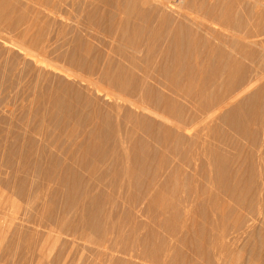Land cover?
Instances as JSON below:
<instances>
[{"label": "rangeland", "instance_id": "rangeland-1", "mask_svg": "<svg viewBox=\"0 0 264 264\" xmlns=\"http://www.w3.org/2000/svg\"><path fill=\"white\" fill-rule=\"evenodd\" d=\"M129 1H132L133 3V0H129ZM230 1L231 0H172L168 2L167 0H163V2H159L157 0H148V3H146L147 7L145 6L146 8L150 10L153 7L156 10L157 16H161L162 14L165 16L166 15L168 16V17L166 16L167 17L166 19L167 21L165 22L166 24L164 23V25H167V26H163L162 29H160L162 31H159L157 33L158 35L156 34L157 35L156 37H151V39L152 38H154V40L157 39L156 40L157 42H156L154 40H151L150 36H147L148 34L147 35L146 34L143 35L141 33L132 34L131 32L132 27L135 28L134 25L138 23L143 24L142 23L143 19L139 18L138 20H136V18L135 19L131 18L133 19L132 20L133 22H132L131 19L126 20L124 18L126 20L125 22V20L123 19V14L118 9L122 7L121 4L123 5L125 0H113V1L111 0L109 2H105L104 0L103 1L102 0H10V1L0 0V4L6 5V11H5L6 19L8 15H10V18L8 17L9 19L7 22H5L6 21L5 19L0 18L2 19L0 20V29H1L0 31L3 30L2 31L3 33L0 32V53H1L0 56L2 55L3 57H5L4 60L5 61L7 60V62L11 61L10 64L12 62L17 63L21 59L23 60V62L20 61L19 66L24 67V68L26 67L25 69L22 68L26 74L25 75L26 77L24 76L23 82L21 81L22 82L21 84L18 83L19 85L16 83L17 84L16 88H13L14 86L8 87L9 89L10 88L12 89V92H11V89L8 90L7 87L5 86L4 87L6 89H2L4 88L3 85H2V88L0 86V90L1 91L3 90V92H0V98H1L0 99V123H2V125L5 123L2 128H1L2 125L0 126V143H1L0 144V150H1L0 159L2 160L0 164L3 163L5 160L3 157L5 158L7 157V151L5 150L9 149L8 152H10L15 147H17L15 149L17 150L19 149L20 151L22 148L24 152V150H26V147L28 148V146L26 145L28 143L26 141L23 143L22 141L26 139V138L24 139V137H26V134L24 133L25 135L22 136L20 135L21 133L18 135V133L16 132H19V130L21 132L22 130H24V128L27 129V126L24 123L26 121H27L26 123H29V122L31 123V121L33 120L31 118V115L35 114L34 112L39 108L42 102L41 99L40 100L36 99V101H33L32 97L31 98L29 97L32 95V94L29 95L31 90H34V87L32 89L31 87L35 85L36 83L35 81L37 80L36 78L39 79L37 80V85L40 84L41 89H45L50 84L54 88L62 90L61 100L63 99L65 100L68 98L69 100L76 103V107L81 105L80 106L81 108L78 107V109L79 108L81 109V110L80 109L78 110L79 113H77L73 118L68 119L69 123L72 122L71 123L72 126L73 125L76 126L77 124V126L78 125L82 126V128L85 127L87 130L86 132L89 131V133L90 132L92 133L93 131L92 128L95 125L96 127H94V129L96 130H94L93 132L97 133L96 141L100 140V137H103L106 134L113 132L112 135L110 134L111 135V137H109L110 139L108 138L110 140V141L108 140V145L110 146H113L115 144L114 143L115 139H117L116 141L117 143L120 141L121 137H124L123 138L124 140L121 139L122 140L121 144H119L120 143L119 142L117 143V148L114 147L116 149H119L117 152L118 156L120 155L122 156L120 157L116 156L113 160V156H115V154L111 155L112 153V147H111V153H110L111 159L109 158L108 161L106 162L101 161V160H99L98 162V159L96 160L99 164H101V166L98 165L96 161H94L96 157H94L95 158L94 159L93 154L90 153L89 150H86L85 148H81L85 150L83 153V151L79 148L80 152L82 151L81 153H79V151L77 150L78 148H77L76 151L78 152H76V154H77L78 159L80 160V163L79 161L76 162L78 159L74 162L75 167L73 166L74 167L73 169L75 168L77 169L73 171L75 173L77 170V173H75V176L72 173V175L68 177L69 182L67 181L68 183L66 184L69 187L67 188V190L69 189V191H67L68 194H65L66 192L65 193L62 192V194H64L63 196L61 193L60 194L58 193V195H56L55 193V195H51L54 197L52 198L49 195L50 194L49 192L51 193L54 192L53 188L54 189L56 188L54 187L55 186L54 184L56 182L53 181L51 182V184L49 183L50 186L48 185L47 182L46 184H44L45 186L47 185V187L52 186V189L48 188L51 191L48 190L45 186L42 187L43 185L42 182L44 181L42 180L38 171L32 174V178H31L30 173H28L30 175L28 177L29 179L27 178V175H26V179L28 180L27 187L30 186V189H32L33 191L34 190L36 191L33 192L32 190L28 188L27 189L28 192L31 193V195L32 194L34 195L31 196L30 194L27 193L24 195V197L26 195L28 197L26 196L24 199L21 197L23 195L21 194L18 195L15 181H13L14 183H12L11 187L9 186L7 187L8 189L5 188V186H3V183L2 184L0 183V264H7V263L8 264H23V263L28 264L26 262H28L29 259H30V262H32L29 264H56V259L59 260L57 261V264H191V263L193 264H216V263L217 264H220V263L221 264H234V261L237 258L247 255L246 251L241 249L243 247V244L248 240V238H246L247 235L245 234L243 236H240L235 241L234 240L235 233L233 232V229L231 228H228L227 231L231 229L233 233L232 232L230 233L231 231L230 230L228 233L230 236L227 235L228 238L226 237L223 240L224 247H225L223 252L222 250L220 251L221 248L218 245L217 247H219L220 249L215 246L216 245L215 243H218V241L216 240L219 238L218 240L220 241L221 239V237H218L220 236L219 235L221 233L220 231L221 230L223 231V229H220L223 226L222 221H221V214H220L221 213L220 208H222L223 206L222 204H224L223 206L224 209L230 206L231 207L233 206L235 207V212L240 213L242 217H244V215L245 217L249 216L247 215L248 212L244 208L243 210L242 207H239L237 205L235 206L233 200L229 196L222 194V193L217 196V194H215L213 191L215 188L214 187L215 182L211 181L213 179L210 180L211 178L210 175H212L210 169H212L211 167H212L213 161L210 162V160H213L214 156L212 157L213 154L211 155L209 151L208 152L210 153V155L209 154L207 155L208 152L206 149L208 148V146L210 147L211 145L213 146L214 143H217V144H220V143H218L217 141L215 142L213 137L212 138L209 137L208 134L205 135L204 133H202L203 135L201 134L200 136L199 135L195 136L194 130H191L189 133V131L185 129H182V128L176 129L175 127H173L174 133L171 137L172 139L169 141V145L167 146V148L165 146L163 147V145L160 144V141L161 139H163L165 135V129L167 128V126H170L172 124L169 122V120H166L160 115H157L154 112H152L154 111V109H152V103H157L158 105H161V104H164V100H166V98L167 99L171 98L172 99V100L170 99L171 101L178 100L177 102L179 103L178 107H175L174 109L175 115L185 117V115L191 116V114H193L192 106H191L192 102L190 103L189 102L190 100L188 99L189 100L188 101L183 96L176 95V93L170 90L168 87L171 86L174 82L175 83L178 82L176 86L175 84H173V86L175 88L178 87L177 89H179V91H181L182 94L183 93L185 94V92L186 94L187 92H192L194 96L198 94L199 90L197 89L200 88L199 86L201 85L199 84L201 80L200 76L202 74L201 69L202 71H204L205 66L203 67V64L206 61L205 58H207L206 51L204 49H207V39L210 38V36L208 35H211L216 30L215 28L218 29V27L220 26L219 21L221 17H223L224 11L228 8L227 6H229ZM232 1L240 3L239 7L236 8L237 11L235 12V16H236L235 18H237L238 20H243L247 22L250 20V17L252 13L254 12L251 11V13L248 14V12H246L245 10V8H247L246 6L248 7L250 6L251 9L254 11L257 8L258 3L264 2V0H232ZM227 3L228 5H226ZM8 5H9V8L7 7ZM212 5H213V8H212ZM12 8H13V11H12ZM208 8L212 10L209 11ZM205 9L207 11H205ZM218 12H220V14ZM5 15L3 18H5ZM212 16L214 19L212 18ZM15 17L16 18L18 17V18L16 19ZM207 18H210V19H207ZM18 19L20 21H17ZM211 19H213L214 21V22H211L212 25L209 24L210 21H212ZM11 20L13 22L12 25L17 21L16 24H14V26H11V22L9 23V21ZM203 20L205 22H203ZM216 21L218 22V24ZM122 22H125L126 25ZM127 23L129 24L130 27H127ZM5 24H6V27H5ZM8 24H10V26ZM122 24L125 25V27L127 28V31L129 28L130 33H128V35L131 38L134 37L136 41L135 51L129 48L131 47L129 46V44L127 45L125 43L123 45V42H124L123 40H126V39H125V35H123L120 31V28L122 26H123L122 27L123 29L125 28L124 25ZM215 24H217L216 25L217 27L215 26ZM202 25H205V26H202ZM206 25L207 26L209 25L208 26L209 29H207ZM176 26L180 28V35L178 37V40L181 39V41L183 42L182 43L179 40L178 47H176L177 46L175 45L176 43L174 44L175 36L172 35L173 34L172 29H174ZM26 28L28 29L26 30ZM163 29L165 30V32ZM168 29L169 30L171 29V30L169 31ZM210 29H213V30H210ZM111 30H113V32ZM167 30L171 33V34L169 33L171 37L168 36ZM226 33L230 34V32H226ZM121 35L123 36L124 39L121 38ZM200 35L202 37H200ZM158 36H159V39H158ZM199 37H200V41H202L203 39V42L200 43ZM195 38H198V39H195ZM139 39H142L141 41H143L144 39V41L141 42L142 46H141V43L139 42L140 41ZM149 39L151 41H148ZM42 40H44L43 41L44 44L42 43ZM28 41H30L31 43L29 42L28 44ZM33 42H35V44ZM180 42L182 44H180ZM192 42L196 44V48H195L196 51L194 50V52L193 50H190L187 47V44L188 45L189 43L192 44ZM137 43L140 45H137ZM167 43L169 45L170 43H172L170 45V47L172 48H169V45H167ZM16 44H19V45L23 44L24 46H27V48L29 49L31 48V51L35 53V57L37 58L33 59L31 57L25 56L23 54V51H21L18 48V46H16ZM185 44L186 46L184 48ZM118 45L124 46L125 53L129 51V54L127 53V55H131L132 53L130 52L132 51L134 53L133 55H136L135 59L137 58L138 60L136 62L140 64V66H143L144 62L146 63L148 60H151L153 58L152 56L155 53V56H154L155 59H153L154 61L153 62L152 60L148 61V64L144 65V66L147 65L149 69H151V72L154 73L153 77L144 78L145 79L144 80L141 78L142 77L141 75H143V73L137 70V73H136L137 77H135L134 81H132L133 82L132 84L138 90V96L140 94L145 96V99L147 100V102L144 100L143 103L149 105L151 107V111L141 107L140 105L141 102H139V104H136V103L128 101L126 98H123L120 95H117L116 92L118 93L117 91L118 89H116V87L111 86L106 81L104 82L103 80L100 79L99 77L100 69L102 70V67L105 68V65L106 64L108 65L110 61L113 62L112 63L113 65H117V63L120 61H122L123 64L125 63V66L129 65V63L126 60L125 61L122 60V58L116 53L117 49L119 48ZM147 45H148V48L145 47ZM151 45H152V48H154L153 50L149 49L151 48L149 47ZM173 47H174L175 54H173V50H172ZM137 49H138V53H136ZM146 49L148 52H146ZM185 49L187 50L186 52L184 51ZM167 50L168 51L171 50V51L168 52ZM188 50H189V53H188ZM182 51L185 54H183ZM176 52H177V55H176ZM151 53H153V55ZM179 53L181 56H179ZM36 54H38V56H36ZM188 54H191V55H188ZM169 55H170V58L173 60L175 59L178 60V58L180 57L181 58L187 57V61L190 62V64L188 65L189 69L185 65L182 64L183 67L182 65L178 66L181 68H177L179 71L176 72L177 70L175 68V65H173L172 63L173 60L169 58ZM172 55L174 56L175 59L173 58ZM20 56H22L23 59ZM77 56L78 58H76ZM79 56L80 57L83 56V58L80 59ZM149 56H151L152 58ZM156 56H158L157 59H156ZM3 57L1 58L3 59ZM38 57L40 58L41 61L38 60L39 59ZM145 57H147L148 59ZM165 57L167 60L163 59ZM75 58H76V61H78L79 59V61L88 63V64L90 63L93 64V62L96 63L97 61L98 64L97 63L96 64L98 65L97 66L98 69L96 68L97 70H95V72H91L89 69L77 64L74 61ZM193 59L197 61L199 60L198 64ZM25 60L27 61L26 63H24ZM155 60H156V63H155ZM202 60L204 61V63ZM165 61H167L165 65L164 64L162 65V63ZM168 62H171L172 64L171 63L168 64ZM151 64L153 66H151ZM200 64H201L200 66L201 68L199 67ZM154 66H156V68L160 66L161 71L165 70L164 73H167L166 71H168V74H164L163 72L160 71V69L157 68L160 71L159 72L158 70L153 68ZM164 66L169 67V69L168 68L166 69V67ZM170 66L172 67L173 71L172 70L169 71L171 69ZM182 68L183 70L181 72ZM184 69H187L189 76L186 70ZM177 73L179 74V76L181 74V77H177L178 76ZM39 74H40V77H39ZM192 74H193V77H192ZM155 75L157 78L154 77ZM163 75L164 76L166 75L167 77L166 76L164 77ZM5 77H7V79ZM168 77H169V82L172 81V84L168 83ZM171 77L172 78L174 77L177 82L174 80V78L170 79ZM183 77L185 79L187 78L189 79L184 80ZM198 77H199V80H198ZM4 78L8 81V79L11 80L13 76L6 74ZM163 79L164 81L167 79L166 82H164ZM179 79L180 80L183 79V80L179 81ZM262 82H264V79H261L260 81H256L253 84V88L254 87L256 88L257 85L259 86V84H261ZM7 90L10 91L11 94ZM29 99H31V102L32 101L34 102L32 103V106H29L31 105V103H29L30 101ZM116 102H117V105H116ZM92 106L95 107L97 110L99 109V113L96 118L97 125L95 123L93 125L88 122L90 120L89 118L93 115L92 110H96ZM226 107L227 106L221 107L220 109L221 111L219 110L221 114L219 112L218 113L222 115V113L226 110ZM222 108L224 109L222 110ZM27 112H32V113H29L28 116L30 117L27 116V118H25L24 114H27ZM159 113L162 114V112H159ZM44 114H42L41 116L43 120H45L46 118L44 117L47 116V113L45 115ZM219 114L217 115V117H215V119H213V121L207 124L208 126L209 125L211 126V127H208L209 129H211L214 124L215 125L218 123L223 124V122L219 118L220 116ZM53 115L54 117L49 119V121L47 117V122L49 123L48 128L51 132V135L58 134L57 125L59 121H61L60 119H62V112L57 108L55 109V113ZM23 118L26 119L25 122H23ZM169 118L170 119L173 118L172 115ZM27 119L31 121H28ZM3 120L4 122H2ZM190 125H192L191 122H190ZM18 126L23 127V129L21 130L20 129L21 127L19 128ZM17 127L19 130L17 129ZM90 127H91V131L89 130ZM13 131L15 133H13ZM204 131L206 133V129ZM5 135L7 136V138ZM15 135L20 136V138L19 137L17 138H19L20 141H22V143L19 141V139L15 138ZM85 135L78 134V137L80 140H85V141L90 142L92 138L90 140V138L87 137L89 134L86 136ZM262 135L263 134L259 135V139L261 140L264 137V135L263 136ZM33 136H35V139L37 138L36 140L34 139L35 141H38L42 138L40 134L37 136L36 134L35 135L33 134ZM69 136H70V133H67V135L62 134L61 140L63 143H61V145L63 146L67 145V143L69 142ZM112 136L113 137L116 136V137L113 139ZM118 136H119V139H118ZM178 136H183V138L184 137L185 138L181 139L179 137L178 139L177 138ZM205 138L207 139V141ZM93 139H95V137H93ZM9 141L11 142L14 141L15 146H12L14 145L13 142H12L13 144L10 145ZM241 141H242V144L246 143V140L244 139ZM7 142L11 146V147L9 146L10 148L6 146L8 145ZM39 142H36L37 145L36 143L34 144L37 146V148L39 147L38 145L41 143ZM123 142L125 143V145L123 144ZM5 143L6 145L3 146ZM33 146L31 147L29 145L30 148H33ZM223 146L226 148L225 145ZM50 147L51 148L48 151H52L53 155L56 156L57 158L55 157L56 160H54L53 155H52V158L50 157L52 153L47 152L46 157H43L45 159H42L43 160L42 167L48 165L49 163L57 162L58 160H60L59 159L60 156L62 157L61 159L64 158L63 160H61L62 162L64 160L67 161L68 158L66 157V155L63 154L64 151H62L61 148H56L54 146H50ZM37 148L32 149V150L35 149V152H36V153L34 152L35 155L40 154V150L39 152H37L38 151ZM203 149L206 152H204ZM227 149H228V146H227ZM230 151L231 152L233 151L232 153H234L235 149L233 150L230 149ZM122 152L124 155L122 154ZM198 152H201V153H198ZM2 153H4L5 156H3L4 154ZM16 154L12 155L13 163L15 161L14 158L17 157L18 155ZM201 154L203 155L201 156ZM89 156L91 158H89ZM182 156L183 157L185 156V157L183 158ZM79 157H81V159ZM204 157H207V159ZM83 158L87 159L86 163L87 162L90 163L92 161V163L94 162L95 165L97 164L100 167V169H98L99 167H97L96 169L97 174L94 173L93 174L94 176H91V174L89 175L88 170L86 171V169L87 168L90 169L89 167L92 165V163L89 164L90 166L87 165L88 167L83 166L82 161H81ZM208 158H210L209 161H208ZM193 160H194V163H193ZM17 161L19 162L18 157L16 159V163ZM188 161H191V162H188ZM207 162H209V164L211 163L210 169L208 167L209 164H206ZM75 163H78L79 165L81 164L82 168L81 166H78ZM105 163L108 165L106 166ZM205 164L207 165L209 170H206L207 167L206 169L204 168L206 166ZM13 165L11 166L10 164L9 167L6 165L4 166H6L5 168L7 169L12 168V167L15 168L16 164L14 163ZM195 165L196 167H194ZM203 165L205 166L203 167ZM13 168L9 169V171H13L16 169V168L15 169ZM203 168L207 172L209 171V173L211 174L207 173L208 176L205 177L204 174L206 173V171L204 173V171H202ZM1 169L2 167L0 168V173H2L0 174L1 176L0 179L3 178L2 177L3 175L6 176L5 173L7 171V170L5 171L4 167H3L4 171L3 169L2 170ZM97 170H99L101 173L103 171H108L106 172L108 176H104L105 178L98 177L100 172L99 171L97 172ZM201 173H203L204 176ZM88 176L91 178H89ZM24 177L25 176H23V178ZM208 177L210 178L205 180V178H208ZM100 178H102V180ZM33 179H34V182H32ZM18 180H16V183ZM95 184H96V187H94ZM31 185L32 186L37 185V189H35L36 188L35 186L31 187ZM90 186L91 188L93 186V189H91L89 193L88 191L90 190ZM14 187H16V190L12 189ZM39 187H42L43 189L39 190ZM44 187L46 188L45 191L47 190L49 192L43 191ZM63 187H65L66 189L67 186L65 185ZM63 187H62V190L64 189ZM203 189L205 191H203ZM12 190H14L13 194L11 192ZM37 190H38V193H37ZM60 191H61V187H60ZM208 191L210 193H208ZM69 192L70 193L72 192V193L70 194ZM45 193H47V195H49L50 198ZM1 195H3L4 197ZM29 195H30V198H29ZM90 195L91 196L93 195V199L92 197L91 199L93 200V203H94L91 207L92 212L94 213L93 214L94 222L92 223L95 225V227L96 225L98 227L93 229L94 227L92 224V227H93V228L91 227L92 229H90V226H87V228L89 227V229L86 228V230L85 228L84 229L82 228L83 229L82 232L84 231L83 232L84 234L82 233L83 235V238H82V236H79L77 233H79V230H81L80 221H82L81 217L86 209L84 211L82 210L83 213H81L82 211L80 208L84 209V207H82V204L90 200ZM82 196L83 198H80ZM48 198L50 200H48ZM46 199L51 205L53 201L56 203V205H53L54 206L53 210H51L52 207L50 209L49 204L47 205L48 202L44 203L47 201ZM70 199L74 200L75 202L71 201ZM77 201L79 202V204H77L78 203ZM59 203L60 205L63 204L62 207L64 208H62L59 205ZM71 203L74 205V207L71 205ZM57 204L59 205V207H56ZM255 204H256L255 205V210H256L259 203L256 202ZM76 205H78L80 210L77 211L78 207H76ZM44 207L49 208V210L44 211L43 210L45 209ZM71 207L74 209H72ZM55 208H56V212H55ZM59 208H60V211L57 210ZM66 208H69V209L67 210ZM39 211L41 214L43 213L41 217L42 222L44 220L43 217L45 218L46 216L45 220H47L46 222L48 223V224L44 223L46 226H41L39 224H36L35 222L36 221L35 219H38V217L40 216ZM60 212L64 214L62 215ZM256 212L257 211H255L254 213ZM44 213L46 215H44ZM50 214H53L55 216L57 214L59 215V217L61 214L62 222L65 218L64 221H66V224H69L71 222L77 225L78 223V225L75 227L77 228L79 227L80 229L78 231L75 230V232L72 231L71 235L69 234L70 232L60 233L59 230L55 226L54 228L53 225H49L48 221H49ZM37 215L39 216L36 217ZM73 215L76 217H74ZM79 215L81 217H79ZM225 215H227L226 219L228 220L227 222H229V219L231 220L230 218L231 213L229 211L227 212V209H226ZM27 216L28 218H26ZM30 216L34 218V219L32 218V221L30 218L31 223H29V220H28ZM261 217H262V214H259V215L256 214L255 218L257 219H255L254 222H255V226L260 228L261 232H264V228L260 225L262 224V221L259 222V220H262ZM41 218L39 217V219ZM24 220L25 221L28 220V221L25 222ZM32 222L36 225H34ZM18 223L20 224L22 223L21 226L23 225L27 227L25 228L22 226L21 227L23 229L22 230L20 229L19 227L20 224L18 225ZM248 223L249 225L254 224L253 221L252 222L248 221ZM176 224L177 226H175ZM226 224H229V223H226ZM209 225L210 227L212 226L211 230H210ZM227 226L229 227V225H226V227ZM224 227L225 225L223 226V228ZM14 228L18 229V231L17 230L15 231ZM244 228L245 226L242 227V229ZM23 231H24V234H22ZM209 231L210 232L213 231L212 234ZM18 232L21 234L20 239L23 238L21 239L22 242L19 240ZM262 234L264 236V233ZM216 235L218 238L216 237ZM15 238H16V241H14ZM225 239H226V242H225ZM12 240L16 243V245H14ZM17 241L21 242V243L18 242L20 245L17 244ZM92 241H96L97 243H94V242L92 243ZM214 241H215L214 243L215 245L213 244ZM32 242L33 244L35 243L37 244L36 250H35L36 252L33 251L34 253H32V250L34 248L30 250L29 252L31 253V255L33 254V257L30 254H26V256L28 255V257L31 256V258L28 259V257L25 258V255L23 256V254L28 252L29 249L27 247L29 246L30 243L32 244ZM98 243L100 244V246ZM212 244L214 245L215 248L213 247ZM14 246H16L17 248L16 247L14 248ZM22 246L23 248L24 247L25 248L24 249L21 248L22 249L21 250L20 247ZM21 251L23 252V254L20 255ZM207 252L210 255H208ZM211 254H213L215 257ZM34 255H38V258L34 259L37 257V256L35 257ZM218 257L220 258L218 259ZM25 259H28V260L24 261ZM256 259L253 260V263L250 262V264H264V260L259 261L257 259L258 260V263H257V261H255ZM215 261L217 262L215 263Z\"/></svg>", "mask_w": 264, "mask_h": 264}, {"label": "bare ground", "instance_id": "bare-ground-1", "mask_svg": "<svg viewBox=\"0 0 264 264\" xmlns=\"http://www.w3.org/2000/svg\"><path fill=\"white\" fill-rule=\"evenodd\" d=\"M8 1H10V0H8ZM103 1V0H102ZM105 2H109V1H111V0H104ZM113 1V0H112ZM139 1V0H138ZM137 0H133V3H132V1H129L128 0V2H127V0H125V2L123 3V5L121 4V6L122 7H120V8H118L119 10H120V12L123 14V19L125 18L126 20H129V19H131V18H133V19H135L136 18V20H138L139 18H142L143 19V24H136V25H134V27L135 28H133L132 27V34L133 33H135V34H148L147 36H150V39H151V37H156L158 34V32L159 31H162V30H160V29H162V27L163 26H167V25H164V23L167 21L166 19H167V17L165 16V15H161V16H157L156 15V10L152 7V9H148V8H146L147 6H146V3H148V0H140L139 2H138ZM157 1H159V2H163V0H157ZM168 2L169 1H172V0H167ZM4 2H6V1H4ZM19 2V1H18ZM115 2H117V1H115ZM127 2V3H126ZM131 2V3H130ZM119 4V3H118ZM163 4H165V3H163ZM117 5V4H116ZM226 5H228V3L226 4ZM239 5H240V3L239 2H234V1H230L229 2V6H227L228 8L224 11V15H223V17H221V19H220V21H219V27H218V29L217 28H215L216 30L211 34V35H208V36H210V38H208L207 39V49H204L205 51H206V56H207V58H205L206 59V61H205V63H204V61H203V67L205 66V69H204V71H202V69H201V72H202V74H201V72H200V74H201V76H200V78H201V80H200V83L199 84H201L199 87L200 88H198V86H197V90H199V92H198V94L196 95V96H194V94H192V92H187V94H186V92H185V94L183 93L182 94V92L181 91H179V89H177V88H175L174 86H173V84H175V86H176V84L178 83L176 80H175V76L173 77L174 78V80L177 82V83H173L172 84V81L171 82H169V77H168V83H170V84H172L171 86H167L170 90H172L173 92H175L176 93V95H178V96H183V97H185L190 103L192 102V111H193V114H191V116H186L185 115V117L184 116H179V115H175V111H174V109H175V107H178V100H176V101H171L172 99L170 98V97H168V98H170V99H167L166 98V100H164V104H161V105H158L157 103H152V109H154V111H152V112H154L155 114H157V115H160L161 117H163V118H165L166 120H169V122L172 124V125H170V126H167V128L165 129V135H164V137H163V139H161V141H160V144L161 145H163V147L165 146L166 148H167V146L169 145V141L172 139L171 137H172V135H173V133H174V129H173V127H175L176 129H179V128H182V129H185V130H187V131H189V133H190V131L191 130H194L195 131V136L196 135H201L202 133H204L205 135H207L208 134V136L209 137H213V139L215 140V142L217 141L218 143H220V144H217V143H214V145L212 146L210 143V145H211V147L210 146H208V148L206 149L207 150V152L209 151L210 153H211V155H212V157L214 156V158H213V160H210V162L211 161H213L212 162V169H210V166H211V163L209 164V162H207L206 164H209V169H210V171H211V173H212V175H210L211 176V178L210 177H208V178H205V180L206 179H209L210 178V180L211 179H213V180H211V181H214L215 182V188H214V193L215 194H217V196L218 195H220L221 193L222 194H225V195H227V196H229L232 200H233V202H234V204H235V206L237 205V206H239V207H242V209L244 208L247 212H248V214L247 215H249L248 217H245V215H244V217H242L241 216V214L240 213H237V212H235V207H228V208H226L227 209V212L229 211L230 213H231V220L229 219V222H227L228 220L226 219L227 217V215H225V212H226V209H224L223 208V206H224V204H222L221 202V204L223 205L222 206V208H220L221 210V221H222V225L224 226L225 225V227L223 228V226H222V228H220V229H223V231L221 230L220 232V236H218V237H221V239H222V241H221V239H220V241L218 240L219 238L217 237V235H216V237L218 238L216 241H218V243H215V241L213 242V244L217 247V245L221 248H219V247H217V248H219L220 249V251L222 250V252H223V250H224V238H226L227 237V235L228 236H230L228 233H229V231L231 230V229H233V232L235 233V241L240 237V236H243V235H247L246 236V238H248V240L243 244V247L241 248L242 250H245L246 251V253H247V255H245V256H242V257H240L239 255V257L240 258H237L235 261H234V264H250V262H252L253 263V260L254 259H258L259 261H262V260H264V236H263V234L262 233H264V232H261V229L260 228H258V227H256L255 226V219H257V218H255V215L256 214H262V217H261V219L262 220H259V222H261L262 221V224H260L263 228H264V137H263V139L261 140V139H259V135H261V134H263L264 135V82H262L261 84H259V83H257V84H259V86L257 85V87L255 88H253V84L256 82V81H260L261 79H264V2H260V3H258L257 4V8L253 11L252 9H251V7L249 6H246L247 8H245V10H246V12H248V14L249 13H251V11L252 12H254V13H252V15H251V17H250V20L247 22V21H243V20H238L237 18H235L236 16H235V12L237 11L236 10V8L237 7H239ZM118 6V5H117ZM146 6V7H145ZM8 8H9V5L7 6ZM13 7V6H12ZM211 7V6H210ZM212 8H213V5H212ZM225 8H226V6H225ZM146 9H148V10H146ZM209 9V8H208ZM212 10V9H211ZM210 9H209V11H211ZM216 10V9H215ZM5 11H6V5L5 4H0V18H2V19H5V20H3V21H5V22H7L8 21V19L10 18V15H8V17H7V19H6V15H5ZM7 11H8V9H7ZM10 11H11V9H10ZM12 11H13V8H12ZM18 11V10H17ZM205 11H207L206 9H205ZM204 11V12H205ZM221 12V11H220ZM220 12H218L219 14H220ZM8 13V12H7ZM10 13V12H9ZM207 13V12H206ZM206 13H205V15H206ZM215 13H216V11H215ZM217 13V14H218ZM223 13V12H222ZM4 15H5V18H3L4 17ZM19 15V14H18ZM119 16V15H118ZM165 16V17H164ZM218 16H220V15H218ZM217 16V17H218ZM14 17V16H13ZM208 17V16H207ZM12 18V17H11ZM16 18V17H15ZM15 18H13V19H15ZM18 18V17H17ZM16 18V19H17ZM23 18V17H22ZM26 18V17H25ZM212 18H213V16H212ZM216 18V17H215ZM2 19H0V20H2ZM12 19V20H13ZM120 19V18H119ZM124 19V20H125ZM133 19H131V21L133 20ZM207 19H210V18H207ZM214 19V18H213ZM213 19H211L212 21H210V23L209 24H211V22H214L213 21ZM218 19V18H217ZM12 20L11 21H9V23L11 22V26H14V24H16V22L17 21H20L19 19L12 25ZM27 20V19H26ZM25 20V21H26ZM126 20H125V22H126ZM14 21V20H13ZM24 21V22H25ZM125 22H122V23H124L125 24ZM133 22V21H132ZM136 22H138V21H136ZM203 22H205L204 20H203ZM208 22V21H207ZM217 22V21H216ZM247 22V23H246ZM19 23V22H18ZM129 23V22H128ZM127 23V27H130L129 26V24ZM135 23V22H134ZM7 24V23H6ZM6 24H5V27H6ZM124 24H122V25H124ZM166 24V23H165ZM204 24V23H203ZM206 24V23H205ZM217 24H218V22H217ZM217 24H215V26L217 25ZM9 26H10V24H8ZM126 25V24H125ZM125 25H124V27H125ZM180 25H182V24H180ZM201 25V24H200ZM212 25V24H211ZM26 26V25H25ZM202 26H205V25H202ZM201 26V27H202ZM209 26V25H208ZM208 26L206 25V27H207V29H209L208 28ZM4 27V26H3ZM2 27V28H3ZM24 27V26H23ZM43 27V26H42ZM123 27V26H122ZM121 27V28H122ZM217 27V26H216ZM120 28V31H121V33L123 34V35H125V39L126 40H123L124 42H123V45L126 43L127 45L129 44V46H131V47H129L130 49H132L133 51H135V46H136V41H135V39H134V35L132 36L133 38H131L129 35H128V33H130L129 32V28H128V31H127V28L125 27L123 30ZM165 28V27H164ZM22 29V28H21ZM25 29V28H24ZM28 28H26V30H27ZM112 29V28H111ZM115 29V28H114ZM204 29H205V27H204ZM1 30V29H0ZM108 30H109V28H108ZM164 30V29H163ZM169 30V29H168ZM167 30V31H168ZM171 30V29H170ZM169 30V31H170ZM183 30H185V29H183ZM210 30H213V29H210ZM3 31V30H2ZM2 31H0L1 33H3ZM17 31H19V30H17ZM24 31V30H23ZM112 32H113V30H111ZM168 31V36H170L171 37V35H169V32ZM16 32V31H15ZM43 32V31H42ZM164 32H165V30H164ZM226 32H230V34L229 33H226ZM7 33V32H6ZM20 33H21V31H20ZM45 33V32H44ZM161 33V32H160ZM172 35H174L175 37H174V44L175 45H177L176 47H178V42H179V40L181 41V39H179L178 40V37H179V35H180V28L178 27V26H176L174 29H172ZM181 33H182V31H181ZM157 34V35H156ZM162 34H163V32H162ZM171 34V33H170ZM185 34V33H184ZM209 34H210V32H209ZM131 35V34H130ZM165 35V34H164ZM163 35V36H164ZM197 35H199V34H197ZM26 36V35H25ZM33 36H34V34H33ZM138 36V35H137ZM186 36V35H185ZM23 37V36H22ZM44 37V36H43ZM120 37V36H119ZM143 37V36H142ZM161 37V36H160ZM167 37V36H166ZM193 37V36H192ZM200 37H202L201 35H200ZM200 37H199V41H200ZM18 38H20V37H18ZM28 38V37H27ZM32 38V37H31ZM121 38L122 39H124L123 38V36L121 35ZM205 38V37H204ZM12 39V38H11ZM15 39V38H14ZM44 39V38H43ZM145 39H146V37H145ZM148 40V41H151V40H154V38H152L151 40ZM156 39V38H155ZM158 39H159V36H158ZM172 39V38H171ZM195 39H198V38H195ZM202 39V38H201ZM19 40H21V39H19ZM29 40H30V38H29ZM140 41V43L141 42H143L144 41V39H143V41H141L142 39H139ZM157 40V39H156ZM156 40H154V41H156ZM173 40V39H172ZM187 40V39H186ZM24 41V40H23ZM43 41L44 40H42V43H43ZM48 41V40H47ZM167 41V40H166ZM194 41V40H193ZM198 41V40H197ZM29 42L30 41H28V44H29ZM37 42V41H36ZM52 42V41H51ZM157 42V41H156ZM170 42H171V40H170ZM182 42V41H181ZM180 42V44H182ZM201 42H203V39H202V41H200V43ZM206 42V41H205ZM15 43V42H14ZM13 43V44H14ZM19 43V42H18ZM31 43V42H30ZM34 44H35V42H33ZM38 43V42H37ZM41 43V42H40ZM150 43V42H149ZM199 43V42H198ZM197 43V44H198ZM20 44V43H19ZM19 44H16V46H18V48L21 50V51H23V54L25 55V56H28V57H31V58H37V57H35V53H33V51H31V48L29 49V48H27V46H24L23 44L22 45H19ZM27 44V43H26ZM44 44V43H43ZM148 44V43H147ZM152 44V43H151ZM172 43H170V45H171ZM15 45V44H14ZM31 45V44H30ZM123 45H121V46H119V48L117 49V54L122 58V60H126L128 63H129V65L128 66H125V63L123 64V62L122 61H120V62H118L117 63V65H113L112 63V61H110L109 63H108V65L106 66L105 65V68H103L102 67V70L100 69V74H99V72H98V74H99V77H100V79L101 80H103L104 82L106 81L109 85H111V86H114V87H116V89H118L117 91H118V93L116 92V94L117 95H120L121 97H123V98H126L128 101H130V102H133V103H136V104H139V102H141V107H143L144 109H147V110H150L151 111V107L149 106V105H147V104H145V103H143V101L145 100L146 102H147V100L145 99V96L144 95H142V94H140L139 96H138V90L134 87V85L132 84L133 82L132 81H134V78L135 77H137L136 76V73H137V70H139L140 72H142L143 73V75H141L142 77V79H144V78H151V77H153V74L154 73H152L151 72V69H149V67L146 65V66H144L145 64H148V61H151L152 60V62L154 61L153 59H155L154 58V56H155V53H154V55H153V53H151L153 56V58L151 57V56H149V57H151L152 59L151 60H148L146 63L144 62V65L143 64H141V65H143V66H140V64H138L136 61H138L137 60V58L135 59V57H136V55H133L134 53L131 51L130 53H132L131 55H127V53L129 54V51L128 52H126L125 53V49H124V46ZM126 45V46H127ZM137 45H140V44H138L137 43ZM149 45V44H148ZM148 45L147 46H145V47H147L148 48ZM154 45V44H153ZM167 45H169L168 43H167ZM170 45H169V48H172V47H170ZM39 46V45H38ZM141 46H142V43H141ZM140 46V47H141ZM174 46V45H173ZM181 46V45H180ZM185 46H186V44L184 45V48H185ZM33 47V46H32ZM40 47V46H39ZM46 47V46H45ZM149 47H151V48H149L150 50L152 49H154V48H152V45L151 46H149ZM175 47V46H174ZM174 47H173V54H175V52H174ZM187 47H188V49H190V50H193V52H194V50L196 51V44L195 43H193L192 42V44H190L189 43V45L187 44ZM206 47V46H205ZM139 48V47H138ZM144 48V47H143ZM168 48V47H167ZM183 48V47H182ZM33 49V48H32ZM115 49V48H114ZM141 49V48H140ZM179 49H180V47H179ZM199 49V48H198ZM166 50V49H165ZM177 50H178V48H177ZM177 50H175V51H177ZM182 50V49H181ZM203 50V49H202ZM155 51V50H154ZM168 51V50H167ZM166 51V52H167ZM171 51V50H170ZM170 51H168V52H170ZM185 52L187 51L186 49L184 50ZM113 52V51H112ZM146 52H148L147 51V49H146ZM156 52V51H155ZM183 52V51H182ZM190 52H192V51H190ZM203 52V51H202ZM136 53H138V49H137V52ZM161 53V52H160ZM188 53H189V50H188ZM196 53V52H195ZM1 54V53H0ZM163 54V53H162ZM161 54V55H162ZM167 54V53H166ZM183 54H185L184 52H183ZM182 54V55H183ZM193 54V53H192ZM147 55V54H146ZM150 55V54H149ZM164 55V54H163ZM171 55V54H170ZM170 55H169V58H170ZM176 55H177V52H176ZM188 55H191V54H188ZM196 55V54H195ZM205 55V54H204ZM36 56H38V54H36ZM173 56V55H172ZM179 56H181L180 55V53H179ZM178 56V57H179ZM186 56V55H185ZM200 56V55H199ZM202 56H203V54H202ZM205 56V57H206ZM1 57H3L2 55L0 56V86H1V88H2V85H3V87L5 86V87H7V89L8 90H10L8 87H11V86H14L13 88H16V86H17V84L19 83V84H21L22 82H23V80H24V76L26 75L25 74V71L22 69V68H24V67H20L19 65H20V61L21 62H23V60H21L20 59V61H18L17 63H11L10 64V62L11 61H9V62H7V60L5 61L4 60V58L5 57H3V59L1 58ZM21 58H22V56H20ZM19 57V58H20ZM157 57L158 56H156V59H157ZM161 57H163V56H161ZM188 57H190V56H188ZM192 57V56H191ZM195 57V56H194ZM197 57V56H196ZM27 58V57H26ZM39 58V57H38ZM76 58H78V56L76 57ZM76 58H75V62L77 63V64H79V65H81V66H83V67H85V68H87V69H89L91 72H95V70H97L98 68H97V61H96V63H94L93 61V64H88V63H84V62H81V61H79V59H78V61H76ZM79 58L81 59V58H83V56H79ZM145 58H147V57H145ZM173 58H174V56H173ZM177 58V57H176ZM181 58V57H180ZM178 58V60H176L175 58V60H173V59H171V60H173V65H175V68H176V72H178L179 70L177 69V68H181V67H178V66H180V65H185L188 69H189V67H188V65L190 64V62L189 61H187V57L186 58ZM202 58V57H201ZM200 58V59H201ZM2 59V60H1ZM23 59V58H22ZM112 59V58H111ZM148 59V58H147ZM163 59H166V57L165 58H163ZM186 60V61H184V60ZM190 59V58H189ZM192 59V58H191ZM195 59V58H194ZM193 59V60H194ZM197 59V58H196ZM199 59V58H198ZM4 60V61H3ZM10 60V59H9ZM31 60V59H30ZM38 60H40V58L38 59ZM146 60V59H145ZM144 60V61H145ZM159 60V59H158ZM161 60H162V58H161ZM167 60V59H166ZM192 60V61H193ZM41 61V60H40ZM84 61V60H83ZM184 61V62H183ZM194 61H196L197 62V64H198V61L197 60H194ZM201 61V62H202ZM27 61L25 60L24 61V63H26ZM29 62V61H28ZM161 62V61H160ZM167 61H165V62H163L162 63V65L164 64L165 65V63H166ZM171 62H168V64L169 63H171ZM30 63V62H29ZM140 63V62H139ZM155 63H156V60H155ZM154 63V64H155ZM171 63V64H172ZM28 64V63H27ZM95 64V65H94ZM157 64H159V63H157ZM161 64V63H160ZM167 64V65H168ZM202 64V63H201ZM201 64L199 65V67L201 66ZM113 65V66H112ZM183 65H182V67H183ZM151 66H153L152 64H151ZM161 66V65H160ZM160 66L159 67H157L158 69H160V71H161V68H160ZM172 66V65H171ZM170 66V67H171ZM193 66V65H192ZM164 67H166V69L168 68L169 69V67H167V66H164ZM173 67V66H172ZM172 67H171V69L169 70V71H173V69H172ZM185 67V68H186ZM195 67V66H194ZM26 68V67H25ZM24 68V69H25ZM97 68V69H96ZM101 68V67H100ZM152 68V67H151ZM153 68H155L156 70H158L157 68H156V66H154ZM174 68V67H173ZM197 68V67H196ZM201 68V67H200ZM209 68V69H208ZM44 69V68H43ZM182 70H183V68L181 69V72H182ZM184 70H186V72H187V69H184ZM33 71V70H32ZM159 71V70H158ZM159 71V72H160ZM189 71V70H188ZM161 72H165V70L164 71H161ZM167 73H164V74H168V71H166ZM180 72V73H181ZM191 72V71H190ZM12 75L13 76V78L10 80V79H8V81L6 80L7 79V77H5L4 78V76L6 75ZM157 73V72H156ZM183 73H185V72H183ZM183 73H182V75H183ZM5 74V75H4ZM33 74V73H32ZM93 74V73H92ZM95 74V73H94ZM159 74V73H158ZM170 74H171V72H170ZM173 74V73H172ZM176 74V73H175ZM178 74V73H177ZM187 74H188V76H189V73L187 72ZM186 74V75H187ZM140 75V74H139ZM186 75H184V76H186ZM164 76V75H163ZM163 76H162V78H163ZM166 76V75H165ZM164 76V77H165ZM171 76V75H170ZM177 76V75H176ZM26 77V76H25ZM36 77H38V76H36ZM39 77H40V74H39ZM154 77H156V75L154 76ZM167 77V76H166ZM177 77H181V74H180V76H179V74H178V76ZM192 77H193V74H192ZM191 77V78H192ZM195 77H197V76H195ZM157 78V77H156ZM172 77L170 78V79H173ZM37 80H39L38 78H36ZM139 79V78H138ZM178 79V78H177ZM183 79L184 80H187V79H189V78H187V79H185L184 77H183ZM183 79H181V80H183ZM195 79V78H194ZM34 80V79H33ZM32 80V81H33ZM37 80L35 81L36 83H35V85L34 86H32L31 87V89L34 87V90H31V92L29 93V95H31V96H29L30 98L32 97V99H33V101H36V99H41L42 100V102H41V104H40V106H39V108L34 112L35 114H33V115H31V118L33 119L32 121L31 120H29V119H27L28 121H31V123L29 122V123H26L27 121H26V119L25 118H27V116L29 115V113H32V112H27V114H24V117L25 118H23V122H25L24 124H26V126H27V129H25L24 128V130H25V132H24V130H22L23 129V127H21V126H18L22 131L20 132V130L18 129V127H17V129L19 130V132H16V133H18V135L20 134V135H25L26 134V137H24V139L25 140H22L23 141V143L26 141L28 144H26L27 146H28V148L26 147V150H24V152H23V149L21 148V150H22V152H21V150L19 151V149L17 150V149H15V148H17V147H15L12 151H10V152H8L9 151V149L8 150H5V151H7V157L5 158V157H3L4 159V165H6V166H10V164H11V166L15 163L16 164V169L15 168H13V169H15V170H13V171H9V169H12V168H9V169H7V168H5L6 166H4L3 165V163H1L0 164V168L2 167V169H3V167H4V169H5V171L7 170V171H9V172H7L6 171V176H2L3 178L2 179H0V183L2 184L3 183V186H5V188H7L8 186L9 187H11V185H12V183H14L13 181H15V184H16V187H17V193H18V195H23V196H21L23 199L27 196H25L24 197V195L25 194H30L31 195V193H29L28 192V188L30 189V186L29 187H27L28 186V180L26 179V175H27V178L30 176L28 173H30L31 174V178H32V174H34L36 171H38L39 172V174H40V176H41V178H42V180L44 181V182H42L43 183V185H42V187L43 186H45L44 184H46V182L48 183V185H49V183L51 184V182H53V181H55L56 183L54 184L55 186L54 187H56L55 189L53 188V190H54V192H49V191H47V192H49L50 194V196L51 195H55V193H56V195H58V193L60 194H62V192L63 193H65V194H68V192L67 191H69V189L67 190V188H69L68 187V185L66 184V183H68L69 181H68V177H70V175H72V173L74 174V176H75V173H77V170H76V172L74 173V171H75V169H77V168H75V169H73L74 167H75V165H74V162L78 159V157H77V154H76V152H78L79 151V153H81L82 151H83V153H84V151L85 150H83V149H81V148H85L86 150H89V152L90 153H92L93 154V158L94 157H96V159L94 160V161H96L97 159H98V162H99V160H101V161H104V162H106V161H108V159L110 158V156L113 154H115V156H113V160H114V158L117 156V157H120V156H122V155H120V156H118V150L119 149H116L117 148V143H119V144H121V139H123L124 137H121L120 138V141L119 142H117L116 143V141H117V139H115V141L113 140L115 137H113V141H114V143L116 144H114L113 146H110V145H108V140L110 139L109 137H111V135H112V133H108V134H106L105 136H103V137H100V140H98V141H96V137H97V133L96 132H93L94 130H96V129H94V127H96L95 125H94V123L97 125V122H96V118H97V116H98V113H99V109L97 110L95 107H93V108H95L96 110H92L93 111V115L88 119L89 121V123L90 124H93L94 126H93V131H92V133L90 132L89 133V131L88 132H86L87 130H86V128L85 127H83L82 128V126H77V124H76V126H72L71 125V123L72 122H68V119H70V118H73L77 113H79L78 112V110L81 108L80 106L81 105H79V106H77L76 107V103H74L73 101H71V100H69L68 98L67 99H63V100H61V98H62V94H61V92H62V90L61 89H57V88H54L52 85H48L45 89H41V87H40V84L39 85H37ZM145 80V79H144ZM167 80V79H166ZM166 80L164 81V79H163V81L164 82H166ZM180 79H179V81H181ZM198 80H199V77H198ZM22 81V82H21ZM139 81V80H138ZM141 81V80H140ZM143 81V80H142ZM194 81V80H193ZM197 81V80H196ZM5 82V83H4ZM188 82V81H187ZM199 82V81H198ZM14 83H15V85H14ZM17 83V84H16ZM135 83V82H134ZM167 83V84H168ZM180 83V82H179ZM18 84V85H19ZM166 84V83H165ZM25 85V84H24ZM173 86V87H172ZM179 86V85H178ZM2 88V89H6V88ZM43 88V87H42ZM67 88H68V86H67ZM182 88V87H181ZM180 88V89H181ZM183 89V88H182ZM212 89V90H211ZM7 90V91H8ZM6 91V90H5ZM183 91V90H182ZM189 91V90H188ZM213 91V92H212ZM0 92H3V90L1 91L0 90ZM8 92H10V91H8ZM11 92H12V89H11ZM11 92H10V94H11ZM4 94V93H3ZM67 94V93H66ZM8 95V94H7ZM28 97V98H29ZM3 98V97H2ZM27 98V99H28ZM66 98V97H65ZM1 99V98H0ZM174 99V98H173ZM30 101H29V103H31V105H29V106H32V103H34L33 101L31 102V99H29ZM3 101V100H2ZM38 101V100H37ZM79 103H80V101H79ZM114 104V103H113ZM116 105H117V102H116ZM116 105H114V106H116ZM118 106H119V104H118ZM224 106H227L226 107V110L222 113V115H220L221 113L219 112V110L221 109V107H224ZM78 107H80L79 109H78ZM96 107H98V106H96ZM59 109L61 112H62V119H60L61 121H59V123H58V125H57V128H58V134H52L51 135V132H50V130H49V128H48V125H49V123L47 122V117H48V121H49V119H51V118H53L54 117V113H55V109ZM83 108V107H82ZM92 108V109H93ZM116 108V107H115ZM118 109V108H117ZM224 108H222V110H223ZM81 110V109H80ZM159 110H161V111H159ZM221 111V110H220ZM159 112H162V114H160ZM220 114H219V113ZM46 114L47 113V116H45L44 118H46L45 120H43V118L41 117L42 116V114ZM220 115L219 116V118L221 119V121L223 122V124L222 123H218V124H214L213 125V127L211 128V129H209L208 127H211L210 125L208 126L207 124L209 123V122H211V121H213V119H215V117H217V115L218 114ZM44 114V115H45ZM92 114V113H91ZM172 115V117L173 118H169L170 116ZM28 117H30V116H28ZM191 117V118H190ZM99 118V117H98ZM25 119V120H24ZM75 120V119H74ZM217 120V119H216ZM220 121V122H221ZM2 122H4V120L2 121ZM77 122V121H76ZM190 122H191V124L192 125H190ZM5 124V123H4ZM4 124L2 125V123H0V126H1V128L4 126ZM79 124V123H78ZM189 124V125H188ZM90 126H92V125H90ZM190 126V127H189ZM6 127V126H5ZM80 127V128H79ZM89 127V126H88ZM13 128V127H12ZM14 129V128H13ZM206 129V133H205V130ZM208 129V130H207ZM90 131H91V127H90V129H89ZM204 131V132H203ZM13 133H15L14 131H13ZM25 133V134H24ZM67 133H70V136H69V142L67 143V145L66 146H63V145H61V143H63L62 142V140H61V136H62V134H65V135H67ZM87 133V134H86ZM3 134H5V133H3ZM2 134V135H3ZM33 134L35 135L36 134V136L37 135H39L40 134V136L42 137H40L39 139L40 140H38V141H35L36 139H35V136H33ZM78 134H86V135H88L87 137H89L90 138V140H91V138H92V140L89 142V141H85V140H80L79 139V137H78ZM85 135V136H86ZM107 135H108V137H107ZM118 135V134H117ZM203 135V134H202ZM262 135V136H263ZM6 136V135H5ZM22 136H21V138H22ZM194 136V137H195ZM17 137H19L20 138V136H17V135H15V138H17ZM34 137V138H33ZM93 137H95V139H93ZM174 137V136H173ZM179 137L182 139L183 138V136H178L177 138L179 139ZM6 138H7V136H6ZM19 138H17V139H19ZM109 138V139H108ZM185 138V137H184ZM183 138V139H184ZM201 138V137H200ZM2 139V138H1ZM35 139V140H34ZM118 139H119V136H118ZM206 139V138H205ZM246 140V143L245 144H242V141L241 140ZM5 140V139H4ZM8 140H10V139H8ZM12 140V139H11ZM16 140V139H15ZM124 140V139H123ZM6 141V140H5ZM19 141H20V139H19ZM22 141H20L21 143H22ZM41 143H40V142ZM110 141V140H109ZM199 141V140H198ZM206 141H207V139H206ZM13 143H14V141H12ZM11 141H9V143H10V145H12L13 143H12ZM36 142H39L40 144L38 145L39 147V149L37 148V143ZM196 142V141H195ZM201 142V141H200ZM20 143V144H21ZM36 143V145H34ZM1 144V143H0ZM7 144H8V142H7ZM123 144L125 145V143L123 142ZM202 144V143H201ZM222 144V145H221ZM6 145V143L3 145V146H5ZM9 144L8 145H6V146H10ZM17 145H19V144H17ZM29 145L32 147L33 145L35 146H33V148H37V152H39V150H40V154H38V155H35L34 154V152H35V149L34 150H32L33 148H30L29 147ZM108 145V146H107ZM223 145H225L226 146V148L223 146ZM12 146H15V143H14V145H12ZM21 146H23V145H21ZM50 146H54V147H56V148H61L62 149V151H64V155H66V157L69 159H67V161L66 160H64L63 162L61 161V160H63V159H61L62 157L60 156L59 157V159L60 160H58L57 162H52V163H49L48 165H46V166H44V167H42V159H45V158H43V157H46V154H47V152H51L52 153V151H48L51 147ZM118 146H120V145H118ZM227 146H228V149H227ZM2 147V146H1ZM11 147V146H10ZM9 147V148H10ZM24 147H25V145H24ZM109 147V148H108ZM111 147H112V153H111ZM114 147H116V148H114ZM124 147V146H123ZM170 147V146H169ZM200 147V146H199ZM3 148H5V147H3ZM2 148V149H3ZM20 148V147H19ZM78 148V149H77ZM79 148L82 150L81 152H80V150H79ZM118 148H120V147H118ZM171 148V147H170ZM5 149H7V148H5ZM25 149V148H24ZM76 149L78 150V151H76ZM125 149H126V147H125ZM197 149V148H196ZM201 149V148H200ZM205 149V148H204ZM203 149V150H204ZM230 149L231 150H233V149H235V152L234 153H232L231 151H230ZM14 150H16V151H14ZM199 150V149H198ZM1 151V150H0ZM116 151V152H115ZM173 151V150H172ZM197 151V150H196ZM200 151V150H199ZM4 152V151H3ZM13 152V153H12ZM18 152V153H17ZM204 152H206L205 150H204ZM207 153V155L209 154L210 155V153ZM18 155H17V154ZM36 153V152H35ZM82 153V154H83ZM110 153H111V155H110ZM125 153V152H124ZM188 153V152H187ZM198 153H201V152H198ZM197 153V154H198ZM2 154H4V153H2ZM5 154H6V152H5ZM5 154L3 155V156H5ZM17 155V157L19 158V162L17 161V163H16V159H17V157H15L14 158V163H13V156L12 155ZM91 154V155H92ZM122 154H123V152H122ZM204 154V153H203ZM203 154H201V156L203 155ZM40 155V156H39ZM52 155H53V153L51 154V158H52ZM56 155H58V154H56ZM63 155V156H64ZM86 155V154H85ZM84 155V156H85ZM124 155V154H123ZM0 156H1V153H0ZM54 156V155H53ZM81 156V155H80ZM55 157L56 156H54L53 158H54V160H56L55 159ZM65 157V158H66ZM183 157V156H182ZM185 157V156H184ZM183 157V158H184ZM187 157V156H186ZM192 157V156H191ZM1 158V157H0ZM57 158V157H56ZM80 159H81V157H79ZM87 158V157H86ZM89 158H91L90 156H89ZM122 158V157H121ZM204 158H206L207 159V157H204ZM111 159V158H110ZM209 159L210 158H208V161H209ZM89 160H91V159H89ZM123 160V159H122ZM197 160V159H196ZM201 160V159H200ZM2 160L0 159V162H1ZM79 161V163H80V160L78 159L76 162H78ZM82 161V164H83V166H90L89 164L90 163H92V161L90 162V163H86V161H87V159H82L81 160ZM100 161V162H101ZM202 161V160H201ZM97 162V161H96ZM97 162V163H98ZM188 162H191V161H188ZM64 163H66V164H64ZM94 163V162H93ZM92 163V165L89 167L90 169H86V171L88 170V173H89V175L91 174V176H94L93 174L94 173H96V169H97V167H99L98 165H100L101 166V164H99L98 163V165L96 166L95 165V163L93 164ZM110 163V162H109ZM193 163H194V160H193ZM64 164V165H63ZM73 164V165H72ZM75 164H77L78 166H81V164L79 165L78 163H75ZM205 164V165H206ZM63 165V166H62ZM95 165V166H94ZM105 165L107 166L108 164H106L105 163ZM105 165H104V167H105ZM205 165H203V167L205 166ZM13 166H15V165H13ZM74 166V167H73ZM87 166V167H88ZM77 167V166H76ZM96 167V168H95ZM182 167V166H181ZM194 167H196V165L194 166ZM206 167H207V165L204 167L205 169H206ZM208 167H207V169L206 170H209L208 169ZM81 168H82V166H81ZM84 168H86V167H84ZM103 168V167H102ZM197 168H198V166H197ZM202 169V171H204V173H205V169ZM1 169V170H2ZM4 169H3V171H4ZM98 169H100V167L98 168ZM104 169V168H103ZM74 170V171H73ZM2 171V172H3ZM99 170H97V172H98ZM103 171V170H102ZM201 171V170H200ZM32 172V173H31ZM100 172V171H99ZM106 172H108V171H103L101 174L99 173V176L98 177H104V176H108L107 175V173ZM196 172V171H195ZM4 173V172H3ZM7 173H8V175H7ZM117 173V172H116ZM115 173V174H116ZM207 173H209V171L207 172L206 171V173L204 174L205 175V177H207L208 176V174ZM211 173H209V174H211ZM0 174H2V173H0ZM97 174V173H96ZM114 174V175H115ZM202 175H203V173H201ZM207 174V175H206ZM196 175V174H195ZM203 175V176H204ZM23 176H25L24 178H23ZM33 176H35V175H33ZM1 177V176H0ZM89 177V176H88ZM96 177V176H95ZM34 178V177H33ZM89 178H91V177H89ZM105 178V177H104ZM15 179V180H14ZM20 181H19V180ZM29 179V178H28ZM38 179V178H37ZM101 180H102V178H100ZM16 180H18L17 181V183H16ZM91 180V179H90ZM94 180V179H93ZM92 180V181H93ZM104 180V179H103ZM30 181H31V179H30ZM40 181V180H39ZM68 181V182H67ZM156 181V180H155ZM203 181V180H202ZM208 181V180H207ZM32 182H34V179L32 180ZM31 182V183H32ZM194 182H196V181H194ZM41 183V184H42ZM94 183V182H93ZM95 183H96V181H95ZM197 183H198V181H197ZM210 183V182H209ZM40 184V183H39ZM56 184H57V186H58V184H59V186H58V188H57V186H56ZM108 184V183H107ZM162 184V183H161ZM194 184V183H193ZM33 185V184H32ZM31 185V187H34V186H32ZM67 186L66 187V189H65V187H63V186ZM92 185V184H91ZM94 185V184H93ZM198 185V184H197ZM206 185V184H205ZM214 185V184H213ZM14 186V185H13ZM12 186V187H13ZM39 186V185H38ZM50 186V185H49ZM47 187V185L45 186L47 189L48 188H51L52 189V186L51 187ZM117 186V185H116ZM16 187H14V188H12V189H15L16 190ZM36 188L35 189H37V185L35 186ZM42 187H39V190H42L43 188ZM44 187V190L43 191H45V188ZM60 187H61V191H60ZM62 187L65 189H63L62 190ZM94 187H96V184H95V186ZM195 187V186H194ZM89 188V187H88ZM172 188V187H171ZM191 188V187H190ZM203 188V187H202ZM202 188H200V189H202ZM204 188H205V186H204ZM208 188V187H207ZM210 188V187H209ZM8 189V188H7ZM34 189V188H33ZM57 189V190H56ZM87 189V188H86ZM91 189H93V186H92V188H91V186H90V190L88 191L89 193H90V191H91ZM196 189V188H195ZM211 189V188H210ZM30 190H32V189H30ZM48 190H50V189H48ZM88 190V189H87ZM119 190H120V188H119ZM207 190H209V189H207ZM13 191L14 190H12L11 192H12V194H13ZM33 191V190H32ZM36 190H34L33 192H35ZM45 191V192H46ZM51 191V190H50ZM196 191V190H195ZM202 191V190H201ZM203 191H205L204 189H203ZM10 192V191H9ZM8 192V193H9ZM75 192V191H74ZM85 192H86V190H85ZM16 193V192H15ZM37 193H38V190H37ZM41 193V192H40ZM70 193V192H69ZM72 193V192H71ZM70 193V194H71ZM96 193V192H95ZM199 193V192H198ZM207 193V192H206ZM208 193H210L209 191H208ZM46 195H47V193H45ZM69 194V195H70ZM91 194H93V193H91ZM205 194V193H204ZM17 195V196H18ZM30 195H29V198H30ZM34 194H32L31 196H33ZM37 195V194H36ZM46 195H45V197H46ZM49 195H47V196H49ZM64 194H62V196H63ZM77 195V194H76ZM87 195H89V194H87ZM1 196H3V195H1ZM7 196V195H6ZM14 196V195H13ZM50 196H49V198H50ZM61 196V195H60ZM59 196V197H60ZM66 196V195H65ZM84 196H86V195H84ZM209 196V195H208ZM4 197V196H3ZM2 197V198H3ZM28 197V196H27ZM52 198H54L53 196H51ZM56 197V196H55ZM58 197V198H59ZM67 197V196H66ZM91 197H92V199H93V195L91 196L90 195V200L88 201V202H84L83 204H82V207H84V209L83 208H80L81 209V211L83 210H85L84 211V213H83V211L81 212V213H83V215H82V217L79 215V217H81V219H82V221H80L81 222V225H80V228H81V230H79L80 228L78 227H75V226H77L78 225V223H77V225H75V223H69V224H66V221H64L65 220V218H64V220H63V222H65V223H63L61 220V218H62V215L64 214V213H61L62 211H63V209H62V211L60 212L61 214H60V217H59V215H57L56 214V216L55 215H53V214H50L49 215V225H53V227L55 226L58 230H59V232L61 233V232H65V233H69L70 235H71V233H72V231L73 232H75V230L76 231H78L79 230V233H77L79 236H82V238H83V235H82V233L84 232H82V230L85 228V230H86V228H87V226H90V229H92L93 227V229H95V228H97L98 226L96 225V227H95V225L92 223V222H94L93 220H94V216H93V212H92V209H91V207H92V205L94 204L93 203V200L91 199ZM210 197V196H209ZM8 198V197H7ZM19 198H20V196H19ZM48 198V200H50ZM51 198V199H52ZM78 198V197H77ZM80 198H83V196L82 197H80ZM85 198V197H84ZM28 199V198H27ZM44 199V198H43ZM95 199V198H94ZM192 199V198H191ZM47 200V199H46ZM48 200L46 201V202H44V203H47L48 202ZM68 200H69V198H68ZM71 200V199H70ZM81 200V199H80ZM85 200V199H84ZM83 200V201H84ZM157 200V199H156ZM52 201V200H51ZM64 201V200H63ZM71 201H74V200H71ZM95 201V200H94ZM196 201V200H195ZM214 201H215V199H214ZM37 202V201H36ZM35 202V203H36ZM41 202V201H40ZM58 202H60V201H58ZM66 202V201H65ZM75 202V201H74ZM78 202V201H77ZM191 202V201H190ZM217 202V201H216ZM219 202V201H218ZM256 202H258L259 203V205L257 206V208H256V210H255V203ZM69 203V202H68ZM186 203V202H185ZM215 203V202H214ZM50 205V209H51V207H52V209L51 210H53V205H56V203L53 201L52 202V205L48 202L47 203V205ZM70 204V203H69ZM68 204V205H69ZM77 204H79V202L77 203ZM212 204V203H211ZM47 205H45V206H47ZM59 205H60V203H59ZM59 205L57 204V206L56 207H59ZM63 205V204H62ZM62 205H60L61 207H62ZM67 205V204H66ZM71 205L74 207V205L71 203ZM168 205V204H167ZM218 205V204H217ZM42 207V206H41ZM49 207V206H48ZM70 207V206H69ZM76 207H78V205H76ZM81 207V206H80ZM259 207V208H258ZM45 209H47V210H45V209H43L44 211H48L49 210V208H47V207H44ZM62 208H64V207H62ZM72 208V207H71ZM176 208V207H175ZM194 208V207H193ZM218 208V207H217ZM237 208V207H236ZM41 209V208H40ZM67 210L69 209V208H66ZM72 209H74V208H72ZM76 209V208H75ZM79 209V207L77 208V211L78 210H80ZM241 209V208H240ZM243 209V210H244ZM57 210H59L60 211V208L59 209H57ZM58 211V212H59ZM75 211V210H74ZM255 211H257L256 213H254ZM6 212H8V211H6ZM55 212H56V208H55ZM174 212V211H173ZM172 212V213H173ZM11 213V212H10ZM39 213H40V211H39ZM38 213V214H39ZM46 213V212H45ZM44 213V215H46ZM76 213V212H75ZM80 213V212H79ZM181 213V212H180ZM174 214V213H173ZM8 215H9V213H8ZM40 215V216H39ZM39 215H37L36 217H42V215H43V213L41 214H39ZM76 215V214H75ZM12 216V215H11ZM24 216H26V215H24ZM57 216H58V218H57ZM74 216V215H73ZM77 216H78V214H77ZM183 216H184V214H183ZM187 216V215H186ZM261 216V215H260ZM39 217H38V219H35V220H33V221H35L36 222V224H39V225H41V226H46L44 223H46V224H48L46 221L47 220H45L46 219V216H45V218L43 217V222H42V218L41 219H39ZM74 217H76V216H74ZM79 217H77V218H79ZM257 217H259V216H257ZM26 218H28V216L26 217ZM30 218H31V221H32V218L33 217H29V223H31V221H30ZM179 218V217H178ZM7 219V218H6ZM12 219V218H11ZM20 219H21V217H20ZM34 219V218H33ZM76 219V218H75ZM260 219V218H259ZM28 220H26V221H28ZM179 220V219H178ZM25 221V220H24ZM25 221V222H26ZM45 221V222H44ZM77 221V220H76ZM193 221H194V219H193ZM248 221H253V225L251 224V225H249V223H248ZM258 221V220H257ZM75 222V221H74ZM79 222V221H78ZM79 222V223H80ZM96 222V221H95ZM98 222V221H97ZM33 223V222H32ZM173 223V222H172ZM182 223V222H181ZM226 223H229V224H226ZM20 223H18V225H19ZM22 224V223H21ZM21 224H20V229H22L21 227L23 226H21ZM34 224V223H33ZM36 224H34V225H36ZM92 224H93V227H92ZM167 224V223H166ZM178 224V223H177ZM177 224L175 225V226H177ZM185 224V223H184ZM191 224V223H190ZM24 225H26V224H24ZM226 225H229V227L227 226L226 227ZM86 226V227H85ZM243 226H245V228L244 229H242V227ZM18 227V228H19ZM23 227H25V226H23ZM27 227V226H26ZM25 227V228H26ZM54 227V228H55ZM92 227V228H91ZM209 227H210V225H209ZM212 227V226H211ZM211 227H210V230H211ZM76 228V229H75ZM83 228V229H82ZM168 228V227H167ZM172 228V227H171ZM179 228V227H178ZM217 228H218V226H217ZM228 228H231V229H229V231H227L228 230ZM248 228H249V230H248ZM15 229V231L17 230L18 231V229H16V228H14ZM87 229H89V227L87 228ZM99 229V228H98ZM184 229V228H183ZM219 229V230H220ZM242 229V230H241ZM23 230V229H22ZM106 230H107V228H106ZM175 230V229H174ZM202 230H204V229H202ZM208 230V229H207ZM24 231H26V230H24ZM24 231L22 232V234H24ZM56 231V230H55ZM105 231V230H104ZM20 232V231H19ZM18 232V233H19ZM48 232V231H47ZM81 232V233H80ZM106 232V231H105ZM174 232V231H173ZM180 232V231H179ZM184 232V231H183ZM202 232V231H201ZM210 232V231H209ZM213 232V231H212ZM212 232H210L211 234H212ZM232 232V230L230 231V233ZM232 232V233H233ZM51 233V232H50ZM104 233V232H103ZM198 233V232H197ZM218 233V232H217ZM216 233V234H217ZM74 234V233H73ZM72 234V235H73ZM84 234V233H83ZM210 234V235H211ZM19 236V240L22 242V240L21 239H23V238H21L20 239V233L18 234ZM52 235V234H51ZM75 235V234H74ZM233 235V234H232ZM24 236V235H23ZM77 236V235H76ZM86 236V235H85ZM107 236V235H106ZM200 236H201V234H200ZM15 237H17V236H15ZM175 237V236H174ZM185 237V236H184ZM211 237V236H210ZM215 237V236H214ZM78 238V237H77ZM80 238V237H79ZM228 238V237H227ZM245 238V237H244ZM13 239H14V237H13ZM18 239V238H17ZM94 239V238H93ZM105 239V238H104ZM104 239H102V240H104ZM210 239V238H209ZM214 239V238H213ZM212 239V240H213ZM91 240V239H90ZM89 240V241H90ZM175 240V239H174ZM14 241H16V238H15V240ZM13 240H12V242L14 243V245H16V243L14 242ZM96 241H98V240H96ZM96 241H92V243L94 242V243H97ZM101 241V240H100ZM19 241H17V244H19V243H21V242H19ZM34 242V241H33ZM33 242H32V244L30 243L29 244V246L27 247L29 250H28V252L30 251V250H32L33 248V250H32V253H34L33 251H35L36 250V246H37V244L35 243V244H33ZM91 242V241H90ZM102 242V241H101ZM198 242V241H197ZM200 242V241H199ZM205 242V241H204ZM207 242V241H206ZM225 242H226V239H225ZM100 243V242H99ZM98 243V244H99ZM233 243V242H232ZM173 244V243H172ZM212 244V245H213ZM20 245V244H19ZM19 245H18V247H19ZM94 245V244H93ZM97 245V244H96ZM195 245V244H194ZM211 245V246H212ZM214 245H213V247H214ZM99 246H100V244H99ZM174 246V245H173ZM196 246V245H195ZM200 246V245H199ZM235 246V245H234ZM16 246H14V248H15ZM208 247V246H207ZM212 247V248H213ZM236 247V246H235ZM241 247V246H240ZM17 248V247H16ZM24 249L23 248V246L22 247H20V249ZM26 248V249H27ZM211 248V247H210ZM215 248V247H214ZM21 249V250H22ZM25 249V250H26ZM173 249V248H172ZM196 249V248H195ZM207 249V248H206ZM239 249V248H238ZM156 250V249H155ZM208 250V249H207ZM212 250V249H211ZM18 251H19V249H18ZM27 251V250H26ZM170 251V250H169ZM205 251V250H204ZM216 251V250H215ZM219 251V250H218ZM217 251V252H218ZM238 251V250H237ZM22 252V251H21ZM20 252V255L21 254H23V252L21 253ZM24 253L23 254V256L25 255V258H27L28 257V255L26 256V254H30L31 255V253L29 252V253ZM36 252V251H35ZM166 252H167V250H166ZM172 252H173V250H172ZM202 252V251H201ZM210 252V251H209ZM222 252H220V253H222ZM169 253V252H168ZM177 253V252H176ZM245 253V252H244ZM38 254V253H37ZM41 254V253H40ZM200 254V253H199ZM198 254V255H199ZM204 254V253H203ZM207 254H208V252H207ZM18 255H19V253H18ZM167 255V254H166ZM208 255H210V254H208ZM207 255V256H208ZM211 255H213V254H211ZM216 255H218V254H216ZM23 256H21V257H23ZM32 257H33V254L31 255ZM31 256L30 257H28V259L29 258H31ZM36 258H34V259H37L38 258V255H34ZM177 256V255H176ZM197 256V255H196ZM205 256H206V254H205ZM214 256V255H213ZM174 257V256H173ZM200 257V256H199ZM212 257V256H211ZM215 257V256H214ZM263 257V258H262ZM208 258V257H207ZM220 257H218V259H219ZM261 258H262V260H261ZM21 259V258H20ZM28 259H25L24 261H26V260H28ZM163 259V258H162ZM169 259V258H168ZM255 260V261H257V263H258V260ZM173 260V259H172ZM21 261V260H20ZM23 261V260H22ZM23 261V262H24ZM32 261V260H31ZM57 261H59V260H57L56 259V264H57ZM164 261V260H163ZM206 261V260H205ZM254 261V262H255ZM217 261H215V263H216ZM26 263H32V262H30V259H29V261L28 262H26ZM181 263V262H180ZM212 263V262H211ZM220 263V262H219ZM8 264V263H7ZM24 264V263H23ZM191 264H193V263H191ZM217 264V263H216ZM221 264V263H220Z\"/></svg>", "mask_w": 264, "mask_h": 264}]
</instances>
